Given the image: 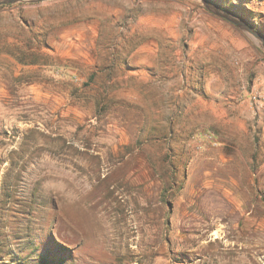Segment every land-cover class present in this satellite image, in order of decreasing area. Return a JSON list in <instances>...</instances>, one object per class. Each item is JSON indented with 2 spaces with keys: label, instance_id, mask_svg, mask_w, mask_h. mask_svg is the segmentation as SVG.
Segmentation results:
<instances>
[{
  "label": "rangeland",
  "instance_id": "obj_1",
  "mask_svg": "<svg viewBox=\"0 0 264 264\" xmlns=\"http://www.w3.org/2000/svg\"><path fill=\"white\" fill-rule=\"evenodd\" d=\"M263 70L200 0L0 5V264H264Z\"/></svg>",
  "mask_w": 264,
  "mask_h": 264
},
{
  "label": "crops",
  "instance_id": "obj_2",
  "mask_svg": "<svg viewBox=\"0 0 264 264\" xmlns=\"http://www.w3.org/2000/svg\"><path fill=\"white\" fill-rule=\"evenodd\" d=\"M260 68L262 66V63L259 62V65H258ZM263 67V66H262ZM258 94L259 95V100L256 102V122L258 125L261 126V124L264 122V70L263 72H259L257 73V75L255 76V79H254V82L252 84V87L250 89H244L242 91V94L244 96V99L243 101L240 103V106H243L244 107V110L246 112L245 115H242V114H239V117L240 118H244L245 121L247 122L248 120H251L254 118V111L252 109V107L250 106V102H249V99L250 97L254 94ZM241 113V111H240ZM263 138H264V134L263 132H261V143H262V151H264V141H263ZM262 167L264 168V161L262 163Z\"/></svg>",
  "mask_w": 264,
  "mask_h": 264
},
{
  "label": "water",
  "instance_id": "obj_3",
  "mask_svg": "<svg viewBox=\"0 0 264 264\" xmlns=\"http://www.w3.org/2000/svg\"><path fill=\"white\" fill-rule=\"evenodd\" d=\"M19 1H43V0H0V5L2 4H11ZM203 6L213 14L227 20L228 22L232 23L233 25L237 26L241 30H243L251 39L258 40L262 43L264 48V36L255 29L252 25L244 21L234 12L225 9L219 6L213 0H200Z\"/></svg>",
  "mask_w": 264,
  "mask_h": 264
},
{
  "label": "built area",
  "instance_id": "obj_4",
  "mask_svg": "<svg viewBox=\"0 0 264 264\" xmlns=\"http://www.w3.org/2000/svg\"><path fill=\"white\" fill-rule=\"evenodd\" d=\"M260 129H261V131H262L263 134H264V122L261 124Z\"/></svg>",
  "mask_w": 264,
  "mask_h": 264
}]
</instances>
